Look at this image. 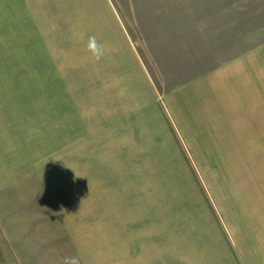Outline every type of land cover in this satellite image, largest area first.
<instances>
[{"label": "rangeland", "instance_id": "374dc122", "mask_svg": "<svg viewBox=\"0 0 264 264\" xmlns=\"http://www.w3.org/2000/svg\"><path fill=\"white\" fill-rule=\"evenodd\" d=\"M4 3L0 11V141L24 137L23 132L30 131L36 134L42 146H37L38 153L43 155L30 168L11 167L7 174H14L11 181L3 176L0 166V264H71L73 257L78 264H109V240H115L116 245L123 241L134 246L142 239L144 243L142 224L151 223L156 229L158 221L170 226L182 223L186 228L180 231L189 249L185 264H264V164L258 163L264 161V150L237 148L238 140L226 130L233 127L216 123L206 131H218L220 145V138L228 137V147L205 149V139L199 141L195 136L192 152L190 141L178 133L166 101V95L184 85L212 71L221 72L222 85L232 94L229 103L220 107L239 114L240 88L252 73L242 67L228 68V64L264 44V0ZM118 26L129 35L156 87L175 147L168 149V137L158 133V112L146 107L132 111V125L121 127H132V133L125 129L131 145L138 136L143 138L149 165H109L113 161L106 159L109 151L100 149L96 152L100 164L83 166L86 162L75 153L65 147V152H60V144L52 149L47 146L49 140L39 128L44 121L43 101L47 97L56 105L57 94L62 93L59 98L65 99V116L74 125L82 115L97 111L89 37H95L96 42L99 39L101 45L117 43L124 54ZM138 114L139 119L135 117ZM235 127L242 132L249 130L250 123L237 117ZM137 145V150L125 151L130 159L144 157ZM253 153L256 156L251 159ZM6 159L8 162L0 156V163ZM83 174L102 179L114 174L122 181L127 189L126 197L121 198L127 201L123 213L127 226L120 228L121 224L110 222L109 217L94 214L90 198L85 199V206L77 204V188L82 187L78 178ZM156 191L165 200L151 212L150 200L161 199L155 198ZM47 193L52 195V206L58 207L60 218L50 212ZM61 221L68 223V240L65 230L58 229ZM138 228L142 230L138 232Z\"/></svg>", "mask_w": 264, "mask_h": 264}, {"label": "crops", "instance_id": "0c3cea01", "mask_svg": "<svg viewBox=\"0 0 264 264\" xmlns=\"http://www.w3.org/2000/svg\"><path fill=\"white\" fill-rule=\"evenodd\" d=\"M4 1L21 0H0V11H3ZM119 34L126 48L124 54L121 53L117 43L109 42L105 45L97 43L102 48L103 56L101 55L98 60L92 56L94 66L92 85L94 86L93 97L95 98L93 105L97 108V111L89 113V116L82 115L78 120V124L74 125L68 115L65 116L64 110H67V108L62 103L65 99L59 98V96H63L62 93L57 94L56 105L53 100L47 99V97L43 101L45 103L43 109L44 121L39 124V128L44 131L45 140H49L47 146L52 149V147L60 144V146H57L62 150L60 152L63 153L67 149L68 152L75 153L76 158L81 159L83 163H87L83 166L99 165L98 161L100 159L96 152L100 149L109 151L106 159L113 160L108 163L109 165H149L150 157L147 154L149 151L146 149L147 147L141 145L144 143L143 138L140 137L139 139L138 136L135 143L131 145L132 139L130 136H126L127 131L125 129H128V133L129 131L132 133V127L131 129L128 126L121 127V124L132 125V111L139 112L143 108L146 109V107L158 112L156 117L159 118L161 126V131L158 133H164L166 138L168 137L166 142L168 149L170 146L171 148L175 147L172 142L174 137H171L169 125L165 123L164 112L160 110L158 93L150 79L146 66L140 55L136 53L127 32L119 27ZM97 42H99V39ZM233 67H242V70L246 73L248 70H251L252 73L249 78H244L241 85L242 95L236 110L237 113L239 112L238 115L228 110V108L223 109L220 107L225 102L229 103L232 94L231 90L222 85L224 81L221 72L214 73L212 71L202 78L184 85L180 91L176 90L166 95L168 111L171 113L176 127H178V133L190 141L188 143L192 145V147L190 146L192 152L195 150L193 144L197 139L199 141L205 139V149L221 151L228 147L226 145L228 137L225 140L221 137L220 145L218 143V131L213 128L206 131L208 125L216 123H228L229 126L233 127L231 130L229 128L226 130L228 134H233L234 138L238 140L237 148L241 150L254 149L253 151L256 149L264 150V44L228 64V68L233 69ZM133 70H136V74ZM236 72L237 75H241L240 70L237 69ZM134 94L136 96H133ZM138 115L135 116L137 119L140 118L141 114ZM237 117L242 118L246 123H250L249 130L243 128L244 130L241 132L235 127ZM119 121L120 127L118 126ZM30 133V131L23 132L24 137H4L0 141V156L8 158V162L6 159V161L0 163L3 173L6 174H3V176L6 177L7 181H11L9 180L10 177L14 176V174L7 175L12 171L11 167L18 166L17 169H20L21 166L30 168L31 165H36V159L43 155V153H38L40 151L37 146L40 145V142L36 134ZM136 143L140 144L144 157L134 160V158L130 159L125 151L137 150L138 145ZM256 143L258 146H256ZM254 154L251 159L255 158L256 155L254 156ZM20 155L21 157L17 161ZM194 156L199 159L197 154L194 153ZM14 159L16 160L14 161ZM66 160H68V157H66ZM114 160L121 161L118 163ZM258 163L263 165L264 161ZM18 173L19 171L16 172V174ZM86 176L88 174H83L81 179L78 178L80 182L82 181V187L77 188V204L85 206V199L90 198L93 201V208H95L94 214H103L104 219L106 216L109 217L110 222L121 224L120 228H124L122 224L127 226V222H124L126 221V215L123 214L127 212L126 208L128 209L126 207L127 201H121L122 197H126L125 192L127 189L125 190L122 181H117L114 174H107L103 179L100 177L95 178L90 174V177L86 178ZM85 182H91V184L87 186ZM93 182H96V184ZM46 192L44 190L45 194ZM47 195L48 202L51 204L48 207L50 212L58 214V218H60L58 207L56 205L52 206V195L48 193ZM158 197L161 199L150 200L151 212L157 211L165 200L161 193L156 191L155 198ZM118 202H122L123 205L118 206ZM61 222L58 229L65 230L67 234L65 239L68 240L70 237L68 223ZM158 223V225L154 223L156 229L150 226L151 223L147 226L142 224L143 233L141 235L144 236V243H142V239L141 243L137 241L133 244L134 246L123 241L116 245L113 243L115 240H109V254L105 253L106 250L103 252L111 256L108 259L109 264H146V261H148L147 264H185L186 253L189 252V249L187 250L185 247L186 242L182 241L180 231L186 228L183 227L182 223L177 222H174L172 226H170V223L159 221ZM141 230L138 228V232Z\"/></svg>", "mask_w": 264, "mask_h": 264}, {"label": "clouds", "instance_id": "9594fccd", "mask_svg": "<svg viewBox=\"0 0 264 264\" xmlns=\"http://www.w3.org/2000/svg\"><path fill=\"white\" fill-rule=\"evenodd\" d=\"M88 47H89V51L98 60L102 55V48L99 44H97L95 37H89ZM71 264H78V260L75 257L71 258Z\"/></svg>", "mask_w": 264, "mask_h": 264}]
</instances>
